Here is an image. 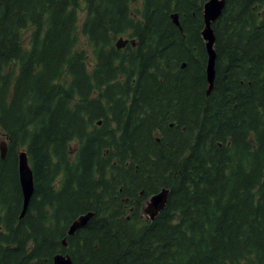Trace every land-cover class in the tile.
Returning a JSON list of instances; mask_svg holds the SVG:
<instances>
[{
  "label": "trees",
  "instance_id": "16d2710c",
  "mask_svg": "<svg viewBox=\"0 0 264 264\" xmlns=\"http://www.w3.org/2000/svg\"><path fill=\"white\" fill-rule=\"evenodd\" d=\"M207 1L0 0V264H264V0L212 21L209 94Z\"/></svg>",
  "mask_w": 264,
  "mask_h": 264
},
{
  "label": "water",
  "instance_id": "95a60500",
  "mask_svg": "<svg viewBox=\"0 0 264 264\" xmlns=\"http://www.w3.org/2000/svg\"><path fill=\"white\" fill-rule=\"evenodd\" d=\"M225 0H208L204 5V29L202 32L203 38L206 40V48L208 52V60L206 67L207 80L209 83L208 94L210 93L215 79V60L216 52L214 49L215 44V34L212 29V21L216 20L222 12L224 7ZM173 20L176 24H179L178 14L175 13L172 15ZM2 150L5 152V144L2 145ZM19 178L20 184L23 192V208L21 213V218L25 215L30 199L34 193V178L33 171L29 164L26 151L19 153ZM168 196L167 190H162L158 193H155L151 196L146 212H149L152 217L164 207ZM92 214L88 213L81 215L76 219L70 229L69 234L75 233L76 230L83 227ZM54 264H73L72 259L68 255L58 254L54 257Z\"/></svg>",
  "mask_w": 264,
  "mask_h": 264
},
{
  "label": "rangeland",
  "instance_id": "374dc122",
  "mask_svg": "<svg viewBox=\"0 0 264 264\" xmlns=\"http://www.w3.org/2000/svg\"><path fill=\"white\" fill-rule=\"evenodd\" d=\"M81 7H83V3H82V6ZM26 32H28V30H25ZM0 141L1 142H3V141H5V137L4 136H0ZM20 152H22L21 150H20Z\"/></svg>",
  "mask_w": 264,
  "mask_h": 264
},
{
  "label": "bare ground",
  "instance_id": "6f19581e",
  "mask_svg": "<svg viewBox=\"0 0 264 264\" xmlns=\"http://www.w3.org/2000/svg\"><path fill=\"white\" fill-rule=\"evenodd\" d=\"M89 213H91V214L93 215V212H89ZM87 214H88V213H87ZM83 215H85V214H83ZM92 215H91V216H92ZM91 216H90V217H91Z\"/></svg>",
  "mask_w": 264,
  "mask_h": 264
}]
</instances>
